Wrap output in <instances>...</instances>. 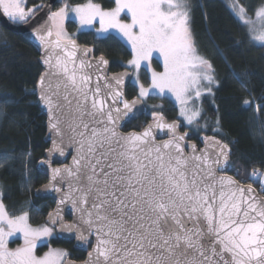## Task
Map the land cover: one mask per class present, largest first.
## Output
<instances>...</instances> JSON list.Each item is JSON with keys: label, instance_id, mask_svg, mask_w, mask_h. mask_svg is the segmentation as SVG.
<instances>
[{"label": "snow or ice", "instance_id": "snow-or-ice-1", "mask_svg": "<svg viewBox=\"0 0 264 264\" xmlns=\"http://www.w3.org/2000/svg\"><path fill=\"white\" fill-rule=\"evenodd\" d=\"M115 5L104 10L91 0L75 6L65 0L50 13L51 27L46 34L37 36L41 44L52 45L55 35L54 47L64 49L65 58L56 59L55 75L61 84L54 93L55 107L52 97L43 92L50 73L42 74L38 81L41 100L48 105L50 130L57 136L64 133L56 115L62 107L59 88L76 94L67 130L79 143L78 155L73 157V166L53 169L52 181L60 177L63 183L66 179L70 193L65 199L75 193L77 199L72 203L81 206L80 223L89 230L95 226V264H264V200L250 195L255 192L251 185L244 188L233 177L215 175L223 170L221 158L227 161L228 145L209 141L217 149L214 158L207 149L196 155L194 145L190 146L193 155L184 156L180 142L187 133L175 135V124H157L173 133L172 139L161 144L154 142L151 125L140 133L119 134V122L135 115L133 109L139 100L123 99L120 76L111 80L97 77L92 86L93 68L98 70L108 61L103 57L98 62L78 58V51L86 56L91 49H77L74 41L65 42L64 21L74 14L82 30L92 29L98 22V38L114 30L129 43L133 58L128 65L136 69L141 62L150 64L153 52H158L163 57L164 71L152 72L151 90L171 92L181 105L180 115L192 125L200 112L189 111L187 105L202 95V82L213 83V76L211 63L196 54L187 0H115ZM38 7L26 9L25 0H0L2 14L13 23L25 22ZM239 11L243 19L247 13L243 7ZM123 12L130 14V23L122 21ZM255 16L259 27L251 19L245 23L252 25L253 39L264 43V5L256 9ZM43 62L51 66V58ZM207 90L210 92V87ZM149 92L139 86L140 98ZM63 100L69 106L73 103L68 95ZM53 150L64 155L55 140ZM28 219V212L10 216L0 202V264H63L67 256L64 250L50 249L43 256L35 255L37 241L51 237L53 229L33 228ZM63 227L71 232L76 225ZM15 233H22L24 244L9 250L7 238ZM79 239H85L82 231Z\"/></svg>", "mask_w": 264, "mask_h": 264}, {"label": "trees", "instance_id": "trees-1", "mask_svg": "<svg viewBox=\"0 0 264 264\" xmlns=\"http://www.w3.org/2000/svg\"><path fill=\"white\" fill-rule=\"evenodd\" d=\"M45 1L25 0V7L42 6ZM238 1L250 13L264 3V0ZM64 2L58 0L53 11ZM66 2L72 6L88 0ZM91 2L103 9L115 5V0ZM190 4L192 39L200 56L211 63L216 85L201 101L207 117L205 129H201V120L196 122L194 131L182 122L181 129L188 130V140L195 141L199 147L205 137L228 145V173L246 184L255 181L257 186L260 181L254 180L251 174L253 171L264 173V45L252 43L245 26L224 0H191ZM76 26L71 19L65 21L70 32H74ZM72 39L91 48L93 55H104L109 60L110 72L128 69L123 64L132 54L113 34L98 38L89 30L77 32ZM38 57L37 48L21 34L0 25V196L10 216L28 212V222L33 226L42 225L55 204L51 198L35 195V190L46 182V177L38 173L35 166L49 148L45 140V117L37 106L34 92L42 72ZM131 88L125 89L128 99L135 94ZM148 100L161 103L155 115L176 119V106L169 99L149 96ZM152 116L146 111L123 130L140 131ZM51 244L66 249L68 257L75 261L84 260L91 247V241L83 248H75L72 241L59 239H53Z\"/></svg>", "mask_w": 264, "mask_h": 264}, {"label": "water", "instance_id": "water-1", "mask_svg": "<svg viewBox=\"0 0 264 264\" xmlns=\"http://www.w3.org/2000/svg\"><path fill=\"white\" fill-rule=\"evenodd\" d=\"M58 0H46L43 5L40 7V9L31 16L28 20L25 22L19 23H13L11 22L6 16L2 14V10H0V25L15 33V34H21L28 42H30L32 45H34L37 48L39 57H38V63L42 69V72L39 74L36 83H35V95H36V103L37 106L41 112L42 115L45 117V126H46V134H45V140L49 143V148L44 153V158L37 162L35 168L38 173L43 174L46 177V182L37 188L35 190V195L38 197H48L54 200L55 204L53 209L47 214L44 224L53 228L55 232V237L63 242H73V246L75 248H83L85 246V243L91 241V247L90 250L87 252L84 260L82 261H74L70 260L67 261L65 264H95V247L97 244V235L95 233L94 227L92 230H89L86 225H83L80 223V217H81V206L77 204L75 207L73 206L72 201L77 199V195L73 193L71 195V198L65 199L66 196H69L70 189L68 187V183L65 181L62 183L60 180V177L57 178V181H52V170L57 168H65V167H71L73 166V157L78 155V148L79 143L74 142L72 137L73 134L67 130V121L69 119L68 113L71 109L75 108V99L76 96L75 93H72L69 89L68 92H65V90L60 87L59 88V104L62 106L60 110L56 112L57 117L62 121L61 127L64 129L63 136H57L53 131L50 130L49 126V110L48 105L44 103L43 100H41V89L38 85V81L42 74H45L46 72L50 73L46 80L45 85L43 88V92L47 94L48 96L52 97L53 99V107H55L57 103L56 96L54 93L57 91L58 85L61 84V81L59 78L55 75V73L58 71L56 69V59L59 57L61 60H63L64 57V49L61 48H55L54 42H55V35L51 38L52 45H49L47 43L41 44V42L37 39V36L40 34H46L49 27H51V22L49 21L48 17L51 12H53L55 5ZM53 33H55L53 31ZM67 40H71L75 42L77 49H91L86 45H83L79 43L76 39H65V42ZM70 50V49H69ZM78 58H84L88 61L92 62H98L101 57H103L104 60L108 61L107 65H100L99 69L97 70L95 67L92 70V86L95 85L97 82V77H105L108 80H111L113 76H120L123 83L120 85L119 91L123 94V99L131 102L134 99L139 100V104L136 108L133 109V112L135 115L132 116L131 119L125 118L124 121L119 122L122 126L117 127V132L121 135H127L130 132H143L145 129L148 128L149 125H151V132L152 137L154 139V142L156 144H161L164 141H168L172 139L173 133L170 131L167 127H157V124L161 125H167V124H175L178 127L175 129V135L177 136H183L185 133H187V136L185 140L181 141L183 147V155L184 156H192L193 155V148L190 147L191 145L195 146V154L199 155L201 151H204L207 149L210 155L215 157V152L217 149H215V146L209 141L215 140L213 137H205L201 140L202 144L201 146H197L196 142L193 140H188L190 132L188 130L181 131V122L178 119H171L168 120L164 116L160 114H156L155 116H152V118L148 121V123L144 126V128L140 131H124V127L130 122L137 120L146 112V106L142 99L139 97H132L128 99L125 95V89L131 82L132 74L130 70L123 69L118 72H110V63L109 60L104 55H93L92 50L85 56L84 53L77 52ZM51 58V66L46 65L43 61L44 59ZM77 65L79 64V59L76 61ZM69 67H71V64H69ZM126 74V75H125ZM101 87H104V80H100ZM113 89H115V82L112 81ZM65 95H68V99L72 100L73 103L71 106H69L64 100L63 97ZM118 107H123L122 104H118ZM138 109V110H137ZM78 139V138H77ZM56 141V144L59 146V149H62L64 152V155L60 154L59 150H53V141ZM221 143V142H220ZM223 144V143H221ZM69 157L67 162H63L65 158ZM220 167L223 170L216 171L215 175L217 177L219 176H230L233 177L234 180H236L242 187L247 188L249 184H245L239 180H237L233 175L228 173V170L230 169V153L227 156V161L225 162L223 158H221V164ZM61 176L67 177L66 173H61ZM252 187V186H251ZM55 188H61L60 192H56ZM255 192L250 195H255L259 200H264V197L259 194V192L252 187ZM46 189V191H44ZM41 190V191H38ZM64 199V203H60V201ZM51 214V217L50 215ZM85 219H87V215L85 214ZM57 221L55 224L52 223V221ZM63 225H76V227L73 228L71 232L67 230V228L63 227ZM83 232V235L85 237L84 240L79 239L80 232ZM89 253H93V255L90 257Z\"/></svg>", "mask_w": 264, "mask_h": 264}, {"label": "rangeland", "instance_id": "rangeland-1", "mask_svg": "<svg viewBox=\"0 0 264 264\" xmlns=\"http://www.w3.org/2000/svg\"><path fill=\"white\" fill-rule=\"evenodd\" d=\"M224 1H225L226 5H227L228 9L235 16V18H237L245 26L246 31L248 33V36H249L250 40L252 41V43H254L255 45H264V43L256 41V40L253 39V33L251 31L252 25L245 23V20L251 19V20L256 21V27H259L260 21H259V18H257L255 16V11L261 5H264V3L259 5L252 13H250L249 11H247L245 9V7L238 0H224ZM187 3L189 5V14H190V19H191V8H190L191 7V4H190L191 0H187ZM72 6H75V5H72ZM115 6L116 5H114V7ZM240 7H243L245 9L246 13H247V15L243 19L241 18V15H240V11H239ZM57 10H55V11H57ZM104 10H110V9H104ZM67 19H71L72 21H74L77 24V26L75 28L76 30L74 32L73 31H71V32L68 31L67 28L65 27V21ZM67 19L64 21V25H63L64 26V31L67 33V36L65 37V39L75 38L77 32L89 31V30L93 31L95 36H97L96 29L99 28V23L98 22L95 23L94 28L89 29V30H82L80 28L79 21L74 18V14H70ZM121 19L125 23H130L131 22L130 14H126V12L121 13ZM19 23H22V22H19ZM189 26H190V21H189ZM53 31L55 32V29H53ZM108 34H113L115 37H117L122 43H124L127 46V48L130 50V52L132 54V56H131V59H132L133 58V52L131 50V45L129 43H127L122 37L117 35L114 30H110ZM108 34H104L101 37L107 36ZM194 47L196 49L195 44H194ZM196 54L200 56V54L197 52V50H196ZM128 61L126 63H124L123 65L126 66L128 69H130V72L132 74L130 85L132 84V85L136 86V88H137V93H136L137 97H139V86L140 85H143L145 88L150 89L149 95H147V96H145L143 98L139 97L140 99H142L144 101L145 106L147 107L146 111H149V113L153 115V113L159 112L160 109H158V108H159V106H161L160 101L148 100L149 96H154V97H157V98L166 97L172 103L175 104V106H176V118L179 119V121H181L182 124L185 127H187L188 129L194 131L195 129H197L196 122L201 120V123H202L201 124V129H203V130L205 129V127L207 125V123H206L207 122V117L205 115V111H204V108L202 106L201 101L203 99V96L204 95H208L212 91L213 87L216 85L214 79H213V83L211 85H209L207 83V81L202 82L201 83V87H200L202 95L199 98L194 99V101H190L189 104L187 105V108L189 109V111L198 110L200 112V116H199L198 120L196 122H194L192 125H188L187 120L180 115L181 105L179 104L178 101H176L175 96L171 92H169L167 89L165 90L164 93H158V90H155V91L151 90L152 72L155 71L157 73H161V72L164 71L163 57L158 52H153L150 64L148 62H141V66H140L139 69H136L135 67L128 65ZM210 74H211V72H210ZM209 87L211 89L210 92H208V90H207ZM132 89H133V92L135 93L136 90L134 89V87H132L131 90ZM192 95L194 96V93ZM181 131H182V129H181ZM253 179L254 180H259L263 184L264 183V173H257V175L255 177H253ZM0 202H1V196H0ZM31 226L33 228H40V227L47 226V225H45L43 223L42 225H37V226L31 225ZM47 227H49V226H47ZM49 228H51V227H49ZM54 235H55V232H54V229H53V235L51 237H54ZM48 238L49 237L44 238L41 241H37V247H39V246H41L43 244L44 245L45 244L48 245L49 244ZM23 244H24V239H23L22 233H15L13 236H10V237L7 238V247H8L9 250H15L18 247H22ZM50 249H59V250H64L65 252H67L63 248H59V247L53 248L51 246H48L47 250L49 251ZM43 255H40V256H43ZM67 259H70V258L67 257L65 260H67ZM71 260H73V259H71Z\"/></svg>", "mask_w": 264, "mask_h": 264}, {"label": "flooded vegetation", "instance_id": "flooded-vegetation-1", "mask_svg": "<svg viewBox=\"0 0 264 264\" xmlns=\"http://www.w3.org/2000/svg\"><path fill=\"white\" fill-rule=\"evenodd\" d=\"M129 86H130V87H134V89L136 90L135 94H134L132 97H137V95H136V93H137V88H136V86H135V85H132V84H131V85L129 84V85L127 86V88H128ZM132 97H130V98H132ZM130 98H129V99H130ZM183 130H184V129H183ZM183 130H182V131H183ZM53 239H57V238L55 237V235H54V237H49V238H48V240H49V244H48V245H46V244L44 245V244H43V245L37 247V248L35 249V255L39 257L40 255H43L44 253L48 252V250H47L48 246H51V247L55 248L56 246H53V245L51 244V241H52ZM44 246H45V247H44ZM59 248H61V247H59ZM38 249H40L41 252H38ZM65 250H66V249H65ZM67 257H68V252H67V256H65V257L63 258V264H65L67 261H70V260H71V259H67V260H65Z\"/></svg>", "mask_w": 264, "mask_h": 264}, {"label": "built area", "instance_id": "built-area-1", "mask_svg": "<svg viewBox=\"0 0 264 264\" xmlns=\"http://www.w3.org/2000/svg\"><path fill=\"white\" fill-rule=\"evenodd\" d=\"M262 186H264V183L256 188L261 192L262 196L264 197V191L261 190Z\"/></svg>", "mask_w": 264, "mask_h": 264}]
</instances>
